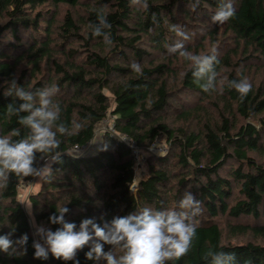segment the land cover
I'll list each match as a JSON object with an SVG mask.
<instances>
[{"label":"trees","instance_id":"trees-1","mask_svg":"<svg viewBox=\"0 0 264 264\" xmlns=\"http://www.w3.org/2000/svg\"><path fill=\"white\" fill-rule=\"evenodd\" d=\"M220 2L199 0L193 11L196 0H147V9L130 0H0V136L16 142L29 134L18 122L28 113H8L9 104L23 103L7 95L13 80L34 93L57 86L59 122L74 133H57L62 162L52 165L50 180L38 177L30 211L19 189L36 176L13 174L0 188V235L29 237L26 255L0 252V264H73L51 253L34 258L30 218L56 231L61 225L49 217L65 206V220L77 231L86 218L103 227L145 207L180 211L186 191L202 202L193 219L197 235L185 257L167 264H211L209 250L234 253L236 264H264V0H231L235 16L217 24L212 17ZM98 13L111 24L110 45L93 35ZM172 25L190 37L182 41L189 53L216 49L222 92H204L191 62L169 54L181 40ZM134 62L142 75L132 70ZM241 79L252 85L243 102L228 86ZM110 116L112 129L101 131L92 150L98 126ZM160 143L166 151L150 149ZM140 156L146 171L133 190ZM43 163L37 153L36 166ZM87 251L77 253L80 264H94Z\"/></svg>","mask_w":264,"mask_h":264},{"label":"clouds","instance_id":"clouds-1","mask_svg":"<svg viewBox=\"0 0 264 264\" xmlns=\"http://www.w3.org/2000/svg\"><path fill=\"white\" fill-rule=\"evenodd\" d=\"M131 5L147 9V0H130ZM199 0L192 5L195 11ZM236 10L231 0H221L218 10L212 17L213 23L224 24L233 18ZM94 36H103L106 44L112 41L105 29H111L107 17L98 13V23L91 26ZM171 31L175 32L181 40L168 47L169 54L178 53L186 61H190L194 68L193 76L197 82L205 81L201 87L206 93L219 90L217 87V72L215 65L219 63L216 49L210 54L194 55L185 50L182 41L190 39L188 34L179 25H172ZM133 71L142 75L139 64L131 65ZM228 86L234 88L239 94L240 100L248 96L252 85L247 79L232 80ZM59 92L57 86L46 87L37 92L27 91L18 86L16 80L11 82L7 92L8 96L14 95L23 101L18 108L8 105L10 115L28 113L19 118V123L29 129L27 138L13 142L10 137L0 136V188L7 186L10 175L36 176L44 180H50L52 165L60 163L62 152L58 151L60 135H72L70 130L60 121L61 108L53 101V97ZM80 123H74L73 129L79 130ZM12 135H19L14 130ZM37 153L44 161L42 166L37 167ZM201 201L197 200L190 191H186L179 202L180 211L159 210L155 211L145 207L139 212L125 216L114 217L106 222L103 227L94 222L92 218H86L77 225L65 220V214L69 212L67 207H61L59 214L49 217L52 224L61 225L56 231L36 226L35 235L38 240L33 241L34 258L47 260L49 253L57 260L64 262L72 261L80 264L77 253L85 247L89 251L85 258L94 264L101 261L106 264H167L169 261H177L185 257L191 250L193 240L197 235V226L193 222L194 217L202 212ZM14 231L0 235V252L9 257L24 256L27 254L28 234H22L17 239L11 237ZM111 246L108 251L104 246ZM122 253V254H121ZM211 260V264H236L234 253L209 250L205 259Z\"/></svg>","mask_w":264,"mask_h":264},{"label":"rangeland","instance_id":"rangeland-1","mask_svg":"<svg viewBox=\"0 0 264 264\" xmlns=\"http://www.w3.org/2000/svg\"><path fill=\"white\" fill-rule=\"evenodd\" d=\"M112 127H113V120H112L111 116L109 118H107L105 121H103L98 126V129L96 131V141L94 140V143L90 146L92 148V150H95L96 149V145H99L98 140L101 138V131L106 130V129H112ZM167 147L168 146L165 145L164 143H160V144H157L156 146H151L150 149L159 150V151H166ZM140 150H142V149L140 148ZM141 153L142 152L140 151L139 154H141ZM145 171H146V165L144 164L143 159H141V156H140V163L136 167L135 179H134V182H133V184L131 186L133 188V190H136L138 182L141 179V177L143 176ZM37 188H38V177H36V179H34L32 181L31 180L27 181V182L23 183L20 186L19 199L22 201L23 206L28 211H30V205H29V202H28V196L30 195V193L32 191L36 190ZM30 222H31L32 233H33L35 239L38 240L39 237L35 235L36 228L33 226V218H30ZM34 223H35L36 226L44 227L43 224H38V223H36L35 220H34ZM226 234H228V233H226ZM234 240H236V239H234Z\"/></svg>","mask_w":264,"mask_h":264},{"label":"built area","instance_id":"built-area-1","mask_svg":"<svg viewBox=\"0 0 264 264\" xmlns=\"http://www.w3.org/2000/svg\"><path fill=\"white\" fill-rule=\"evenodd\" d=\"M129 145L131 146V148L133 149V152L136 153V155H139V152H140V148L138 147L137 144H135L134 142L132 141H128ZM90 146V144L87 146V145H83V146H78L76 145L74 147V150L78 151H83V150H87V148Z\"/></svg>","mask_w":264,"mask_h":264}]
</instances>
